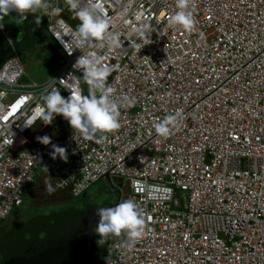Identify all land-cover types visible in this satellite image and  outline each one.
<instances>
[{
	"label": "built area",
	"instance_id": "1",
	"mask_svg": "<svg viewBox=\"0 0 264 264\" xmlns=\"http://www.w3.org/2000/svg\"><path fill=\"white\" fill-rule=\"evenodd\" d=\"M51 2L67 9L44 18L58 54L46 79L28 77L0 29L12 51L0 67V223L22 206L37 170L75 198L112 177L126 186L119 203L137 201L147 227L131 248L110 237L104 264H264V0H194L192 32L169 27L175 0H92L122 47L86 51L115 66L113 98L136 102L121 106V127L102 143L71 129L45 146L36 137L50 125L39 111L49 78L64 98L77 81L84 95L93 92L75 65L83 53L69 55L48 30L59 19L75 29L79 20L64 0ZM177 111L179 126L158 136L154 123ZM52 145L67 149V162L52 159Z\"/></svg>",
	"mask_w": 264,
	"mask_h": 264
},
{
	"label": "clouds",
	"instance_id": "2",
	"mask_svg": "<svg viewBox=\"0 0 264 264\" xmlns=\"http://www.w3.org/2000/svg\"><path fill=\"white\" fill-rule=\"evenodd\" d=\"M64 2L79 20V24L72 29L63 19H59L56 26L49 25L48 30L53 33L55 39L63 45L69 55L74 49H79L83 53L78 57L75 65L82 69V79L93 92L90 95H84L77 81L70 96L64 98L58 90L53 88L56 80L49 78L50 83L45 85L40 94L43 104L39 107V111L45 125L51 124L55 116H62L71 129L78 132L85 140L102 143L107 139L106 134L115 132L121 127L119 121L121 106L124 104L133 106L136 101L134 97L129 96H123L121 102L113 98L115 90L108 85L107 81L115 70V66L106 63L104 56L86 50L92 47L120 49L122 45L119 33L109 30L110 20L106 15H102L104 9L99 3H93L92 0H89L87 4H84V0H64ZM175 2L178 11L170 16L169 27L179 26L185 32L194 31L195 20L191 10L194 0H175ZM13 12L16 13L15 17L10 15ZM37 12H43L49 16H60L63 9L53 4L51 0H0V29L4 27L5 17L11 16L16 24H20L27 19V14ZM41 21L42 18L37 16V24ZM64 37H68L69 40L65 41ZM50 88L52 90H49ZM182 119V112L177 111L158 120L153 127L158 136L167 139ZM24 126L30 128L31 124ZM97 133L102 135L98 137ZM36 139L45 146L51 144V138L48 135L36 137ZM57 156L67 162V149L52 145V159H56ZM42 168L48 173L46 166ZM78 187L82 188L84 185L81 184ZM46 189L49 192L54 191L51 184L47 182ZM159 190L170 191L166 188ZM152 195L149 191V196ZM97 215L96 232L100 237L98 244L105 243L109 237L123 236L121 246L131 248L146 234L145 214L140 204L134 199L124 200L114 207L98 208Z\"/></svg>",
	"mask_w": 264,
	"mask_h": 264
},
{
	"label": "water",
	"instance_id": "3",
	"mask_svg": "<svg viewBox=\"0 0 264 264\" xmlns=\"http://www.w3.org/2000/svg\"><path fill=\"white\" fill-rule=\"evenodd\" d=\"M107 178L106 181H108ZM24 223L0 237V264H97V209Z\"/></svg>",
	"mask_w": 264,
	"mask_h": 264
},
{
	"label": "rangeland",
	"instance_id": "4",
	"mask_svg": "<svg viewBox=\"0 0 264 264\" xmlns=\"http://www.w3.org/2000/svg\"><path fill=\"white\" fill-rule=\"evenodd\" d=\"M61 8L64 10L67 9L66 5H62ZM40 14H42L45 19L49 17V15L43 12H40ZM10 15L15 17L16 13L13 12ZM11 16L4 18L3 29L10 37L15 35L12 38L20 41L22 35L16 34V31L21 23L16 24ZM43 38L45 37L39 38L34 51L24 54L25 61L21 60L25 63L24 66L28 77L33 81H42L49 75L41 63V56L47 51V42ZM89 88L90 86L88 85V89ZM64 120L62 116H57L52 123L45 128L43 132L44 135H48L51 139L56 137L63 127ZM38 185L39 183H36L34 189H32L33 185L29 186V194L23 197V205L13 210L8 218L0 223V232L4 230L5 232L10 231L21 224L36 222L48 217L63 216L72 211H84L104 201H110L116 204L126 190V186L124 187L121 179L110 177L108 181L100 180L92 184L80 197L75 198L70 196V199H68V195L61 193L62 191L54 189V191L49 192L46 186L40 185L39 187ZM99 239L100 237L98 235L96 237L97 258H99L98 253L100 249H102V244L97 243Z\"/></svg>",
	"mask_w": 264,
	"mask_h": 264
},
{
	"label": "trees",
	"instance_id": "5",
	"mask_svg": "<svg viewBox=\"0 0 264 264\" xmlns=\"http://www.w3.org/2000/svg\"><path fill=\"white\" fill-rule=\"evenodd\" d=\"M37 16H40L42 18V21L40 24H37V22H36ZM44 23H45V19L43 18L42 14H40V12H37L35 14L29 13V14H27V19L24 20L23 23L20 24V26L18 27V29L16 31V34L22 35L20 41H17L15 38H12L15 35L10 37V39L12 41V44H13L15 50L19 54L20 59L22 61H25V55L24 54L34 51L35 47L37 46L39 38L45 37L46 42L48 43V51H47L46 55L43 57L42 62H43L44 68L47 71L51 72L53 70L55 64L57 63L58 54H57L56 50L51 46V43H50L49 39L47 38V36L42 31ZM11 56H12V51H11V48H10L8 42L2 36H0V67ZM70 130H71L70 125L68 124V122L66 120H64L63 127L61 128L59 134L56 137H54L53 139H58L60 137L65 136ZM40 176H42V174H41V172H39L37 170L35 178L40 177ZM48 181H50L51 184H53V182L49 178L46 180V182H48ZM29 186L30 185H28L26 187L25 196H27L29 194V192H28ZM109 239H110V237L108 238V240L105 243L102 244L101 248H103V246L109 241ZM101 251H102V249H100V251L98 253L99 258H97V256H96L97 248H96L95 259L97 261V264H104V256L101 253Z\"/></svg>",
	"mask_w": 264,
	"mask_h": 264
},
{
	"label": "crops",
	"instance_id": "6",
	"mask_svg": "<svg viewBox=\"0 0 264 264\" xmlns=\"http://www.w3.org/2000/svg\"><path fill=\"white\" fill-rule=\"evenodd\" d=\"M45 41H46V38H43ZM47 51H48V43H47ZM47 51H46V53H47ZM46 53L45 54H43V56H41V59H43V57L46 55ZM41 63H42V65H43V62L41 61ZM23 64H25V63H23ZM48 73H50L49 71H47ZM40 172V171H39ZM41 174H42V176H40V177H37V178H35V181H34V183H32V184H30V186H32L33 185V188L32 189H34L35 188V184L36 183H39V187H40V185H42V186H46V180L49 178L50 180H51V178H50V176H48V175H46V174H44V173H42L41 172ZM52 181V180H51ZM50 181H48L47 183H49ZM50 184H51V182H50ZM38 186H36V187H38ZM51 186H52V188L53 189H57V188H55L54 187V185L53 184H51ZM58 191H62L61 193H65L66 195H68V199H70V195L69 194H67L65 191H63V190H58Z\"/></svg>",
	"mask_w": 264,
	"mask_h": 264
},
{
	"label": "flooded vegetation",
	"instance_id": "7",
	"mask_svg": "<svg viewBox=\"0 0 264 264\" xmlns=\"http://www.w3.org/2000/svg\"><path fill=\"white\" fill-rule=\"evenodd\" d=\"M117 204H119V200L116 204H113L111 203L110 201H104V202H101L99 204H95L94 206H97V207H114L116 206ZM88 210V209H87ZM85 211V210H84ZM98 216L96 213H95V217ZM5 233V230L3 232H0V237ZM93 234H94V237L96 239V237L98 236L97 232H96V228H93Z\"/></svg>",
	"mask_w": 264,
	"mask_h": 264
}]
</instances>
